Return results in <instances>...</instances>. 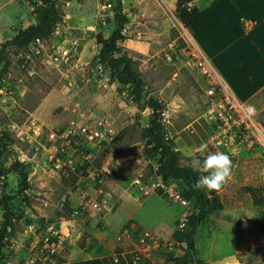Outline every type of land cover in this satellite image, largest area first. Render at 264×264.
Wrapping results in <instances>:
<instances>
[{"label": "rangeland", "instance_id": "1", "mask_svg": "<svg viewBox=\"0 0 264 264\" xmlns=\"http://www.w3.org/2000/svg\"><path fill=\"white\" fill-rule=\"evenodd\" d=\"M113 1L56 0L59 13L56 26L64 36L89 42L91 52L99 50L96 35L108 38L115 28L113 12L103 10L108 3L113 6ZM176 2L123 0L122 12L128 22L123 29L125 39L119 46L135 61L148 94L164 103L172 123L168 128L169 140L180 154V165L191 168L194 156L203 159L206 155L197 149L208 143L211 129L205 119V81L196 70L183 65L182 37L186 28L175 16ZM34 21L32 0H0V48ZM173 42L177 45L175 49L171 48ZM6 52L8 64L3 79L10 84L12 95L6 110L0 111V135L6 134L7 145L0 157V200L3 195L15 196L19 190V175L8 171L16 161L27 169L30 189L25 192L27 201L15 198L10 202L15 214L14 228L6 236L16 245L5 256L18 264L31 235L29 226L41 227L70 217L76 225L67 241L66 254L73 248L102 250L96 236L111 234L106 218L119 204L113 199L126 191L134 198L127 196L123 200L125 210L134 212V219L127 224H140L142 228L134 227L154 234L160 242V248L153 250L142 264H176L174 260L186 252L184 244L173 240L182 208L159 193L150 196L141 207L136 205V199L142 202L145 197L133 186L134 178L143 174L146 180L157 181L155 160L147 158L141 139L150 111L147 108L139 111L129 102L127 89L119 85L110 88L115 82L109 76V87L104 88L85 69L72 78H65L50 67L33 65L23 69L18 61L22 51L8 46ZM253 105L257 121L264 126V97H257ZM30 116L43 124L45 130L58 132L72 119L103 116L113 122L116 135L111 142L91 148L96 160L84 170L78 168L73 172L63 166L66 170L63 173L51 160L52 154L62 157L52 149L59 144L50 143L45 133L36 137L27 131L25 125ZM14 125L26 132L23 137H17L11 129ZM231 159L232 179L227 186L219 192L203 189L214 211L196 231L195 257L205 264H264V207L255 208L244 190L264 188V157L242 152ZM73 163L80 166L81 158L75 155ZM172 182L183 190L180 182ZM99 190L102 194L97 196ZM95 197L106 200L101 211L90 204ZM2 214L0 207V223ZM117 218L120 222L124 216ZM120 230L115 236L117 246Z\"/></svg>", "mask_w": 264, "mask_h": 264}, {"label": "built area", "instance_id": "2", "mask_svg": "<svg viewBox=\"0 0 264 264\" xmlns=\"http://www.w3.org/2000/svg\"><path fill=\"white\" fill-rule=\"evenodd\" d=\"M186 5L192 8L191 2ZM109 9H111V4L103 6L104 11ZM182 40L185 56L183 65L196 70L205 81L204 94L207 99L205 119L207 118L206 121L211 129L207 143L208 151L225 152L231 158L242 152L264 157V126L257 121L256 107L250 102L239 100L203 52L190 39L182 37ZM171 48H177L175 42L171 44ZM80 54L81 39L62 35L60 28L56 26L48 39H36L30 43L27 49L19 54L18 61L23 69L33 65L50 67L65 78H72L85 69L91 72L94 82L108 88V70L98 61L91 65L98 52L90 62L86 63L79 61ZM9 85L5 79L0 81V111L6 110V103L12 95ZM127 97L129 102H132L128 95ZM147 111H150L151 114L150 109L147 108ZM165 114L167 118H165ZM160 122L165 130V138L169 139L168 128L172 126V123L171 117L165 109L160 114ZM44 127L33 116H30L25 125L27 131H31L36 137L45 133L50 143L59 144L57 147L53 145L52 149L62 157L56 158V154H52L51 160L55 161V168L63 173L66 172L63 170V166L73 172L78 168L84 170L89 162L96 160V156L90 151L91 148L101 147V145L111 142L116 135L113 122L103 116L94 119H72L61 132L45 130ZM11 129L19 138L26 133L16 125ZM75 155L81 158L80 166H75L73 163ZM154 172L156 182L151 179L146 180L143 174H139L134 178L133 186L141 197L146 198L154 193H159L168 202L181 207L183 212L177 222L176 230L178 232L185 231L192 216L198 212L197 208L193 207V199L185 198L182 191L177 188L176 182H164L161 176L156 173V166ZM101 194L102 191L99 190L97 196ZM90 204L94 210L101 211L102 207L106 205V200L100 201L98 197H95ZM61 206H64V203ZM75 225V219L70 217L60 219L59 223H46L41 227L29 226L31 235L23 246V256L18 264H48L56 263L58 258L64 259L67 241L75 231ZM118 243V247L108 255L111 264H142L149 259L153 250L160 248V242L154 234L138 231L131 224H126L121 228ZM3 244L5 245L3 254L5 253L7 256L15 249L16 245L8 236H5ZM5 254L3 264H16Z\"/></svg>", "mask_w": 264, "mask_h": 264}, {"label": "trees", "instance_id": "3", "mask_svg": "<svg viewBox=\"0 0 264 264\" xmlns=\"http://www.w3.org/2000/svg\"><path fill=\"white\" fill-rule=\"evenodd\" d=\"M35 24L29 25L20 30L16 35L3 44L0 48V81L4 78L3 73L7 69L6 49L13 46L22 52L27 49L30 43L36 39H48L54 31L59 15L56 0H32ZM122 1L114 0L111 3V11L115 21V28L108 38L101 34L96 35V43L99 46L97 56L92 60V65L97 61L102 63L109 72V77L123 89L129 91L128 95L133 104L143 111L148 108L151 110L148 126L142 129L141 139L144 141V152L147 158H153L157 167V174L164 182L178 181L183 186L182 193L185 198L193 199V207L198 212L192 216L187 228L183 232H174L173 240L182 243L186 247L183 257L175 259L176 264H205L195 257V234L198 227L203 224L212 214L214 208L203 189H195L193 185L200 175L190 167L181 166L180 154L175 150L171 140L165 138V130L160 122V114L165 109L164 103L150 96L145 90V82L141 74L135 67V61L126 51L121 50L119 43L125 37L123 29L128 22L127 15L122 12ZM194 0H177L175 16L184 28H188L200 15L201 11L195 7H187V3ZM259 96L264 97V90ZM258 96V97H259ZM6 134L0 135V157L7 150L4 144ZM15 172L20 177V186L15 196L3 195L0 200V207L3 210L2 221L0 223V264H3V240L8 230L14 228L15 214L10 207L11 200L21 198L27 201L25 191L30 189L27 182L28 171L19 162H14L9 170ZM1 172V171H0ZM87 174H84L85 176ZM245 192L251 197L255 208L264 207V188L246 187ZM68 204L66 203V206ZM220 209V208H219ZM62 258L56 259V263H63ZM103 264H111L110 257L102 259Z\"/></svg>", "mask_w": 264, "mask_h": 264}, {"label": "crops", "instance_id": "4", "mask_svg": "<svg viewBox=\"0 0 264 264\" xmlns=\"http://www.w3.org/2000/svg\"><path fill=\"white\" fill-rule=\"evenodd\" d=\"M191 3L201 15L185 29L184 38L203 52L239 100L253 104L264 90V0H194ZM32 24L35 21L28 25ZM90 48L89 42L81 41L80 62H90L98 52L95 49L91 52ZM127 196L133 198L125 191L113 199L119 204L106 218L111 234L96 236L102 250L73 248L63 263L55 264H103L102 259L118 247L115 236L120 228L134 219V212L125 210L123 205ZM150 196L142 202L136 199L137 208ZM120 215L124 218L117 222Z\"/></svg>", "mask_w": 264, "mask_h": 264}, {"label": "clouds", "instance_id": "5", "mask_svg": "<svg viewBox=\"0 0 264 264\" xmlns=\"http://www.w3.org/2000/svg\"><path fill=\"white\" fill-rule=\"evenodd\" d=\"M165 118H167L166 114ZM197 151L206 155L203 159L194 156L190 166L194 172L204 174L199 176L193 187L208 191H222L232 179L233 161L230 155L221 151L209 152L207 143H202Z\"/></svg>", "mask_w": 264, "mask_h": 264}]
</instances>
